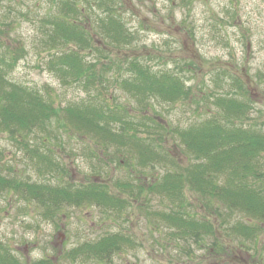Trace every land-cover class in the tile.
<instances>
[{
	"label": "trees",
	"instance_id": "16d2710c",
	"mask_svg": "<svg viewBox=\"0 0 264 264\" xmlns=\"http://www.w3.org/2000/svg\"><path fill=\"white\" fill-rule=\"evenodd\" d=\"M80 1L86 9L78 5V0H53L51 12L39 21L44 34L40 45L47 53L44 68L60 77L63 83L70 81L86 95H91V88L99 89H95L91 98L83 97L61 106L48 92L44 95L37 88L10 77L25 50L5 46L1 50L4 54H0V132L6 133L24 153L37 175L47 172L55 179L65 174L58 158L64 141L62 136L75 133L82 137L83 144L88 140L94 149L102 151L98 155L91 150V156L101 161L107 158L108 163L118 159L117 164L124 163L138 176H134L132 183L115 181L113 192L108 184L95 179L74 183L65 176L50 185L33 182L29 177L0 175V195L7 191L16 193L23 202L42 208L45 218L52 219L66 207H96L119 215L130 203L148 193L168 201L167 212L157 210L151 217L167 226L172 231L169 235L196 240L201 236L214 237L218 219L225 232L253 241L264 230V131L238 124L252 109L249 99H237L235 92H227L214 96L211 104L215 112L207 118L186 126L163 122L153 103L186 100L191 97L189 86L180 74L156 71L142 58L110 56L109 48H128L134 42V34L117 11L121 1ZM91 15L95 21L92 29L87 27ZM91 33L98 35L101 44L108 48L97 46ZM92 55L96 57L91 59ZM110 71L116 73L112 81L106 78ZM112 84L128 93L136 108L110 106L109 97H103L108 91L107 85ZM168 140L184 156L183 162L165 148ZM81 149L83 152L87 148ZM157 166L163 171L147 177L145 186L136 183H144L141 176H147L145 170ZM192 199L209 210L205 214L207 218L193 217L187 212ZM234 212L258 219L261 224L236 222L226 226ZM134 244L125 234L109 233L84 241L67 252V256L71 260L81 258L107 264L123 246ZM213 245L217 246L216 240ZM217 250L222 251V245ZM0 264L25 262L0 244ZM30 264L50 262L42 259Z\"/></svg>",
	"mask_w": 264,
	"mask_h": 264
},
{
	"label": "rangeland",
	"instance_id": "374dc122",
	"mask_svg": "<svg viewBox=\"0 0 264 264\" xmlns=\"http://www.w3.org/2000/svg\"><path fill=\"white\" fill-rule=\"evenodd\" d=\"M51 1L0 0V54L5 46L24 48L25 53L10 77L37 88L44 95L49 93L56 103L65 106L83 97H93L99 87L91 88V95H86L70 81L63 83L60 77L44 68L47 53L40 45L44 34L39 21L51 12ZM119 1L121 5L117 11L135 37L128 48H109L110 56L129 60L142 58L156 71L180 74L190 88L191 97L186 100L153 103L163 122L186 126L207 118L215 112L211 104L214 96L235 92L237 99L248 98L252 107L238 124L264 131V0ZM78 5L85 7L80 0ZM88 22L87 27L92 29L95 23L92 15ZM91 36L101 49L108 48L101 44L98 35L91 33ZM114 74L110 71L106 78L112 81ZM107 88L103 98L109 97L110 106L120 104L128 109L136 108L134 99L118 85H107ZM138 115L135 116L139 118ZM62 137L64 141L58 158L66 172L53 179L47 172L37 175L24 153L6 133L0 132V175H14L17 179L29 177L33 182L50 185L65 176L74 183L95 179L108 184L113 192L115 181L132 183L134 176H138L124 163L117 164V158L108 163L107 158L101 161L91 156V150L98 155L102 151L94 149V144L88 140L83 144L82 137L77 134ZM82 146L87 148L86 152H82ZM165 148L183 162L184 156L173 147L171 140ZM162 171L159 166L148 167L145 170L147 176L140 175L144 183H136L145 186L147 177ZM145 194L119 215L96 207H66L54 218L47 219L35 203L23 202L16 193L3 192L0 195V244L22 262L46 259L50 264H99L81 258L71 260L67 252L84 241L119 232L135 244L123 246L107 264H264V230H260L253 241L244 240L225 232L216 219L214 237L178 239L169 235L172 231L161 221L151 217L157 210L167 212L168 201ZM190 203L187 212L191 216L207 218V208L200 207L194 199ZM208 216L210 221L213 220L211 214ZM236 222L261 224L258 219L234 212L226 226ZM215 240L217 246L222 245V251L213 245Z\"/></svg>",
	"mask_w": 264,
	"mask_h": 264
},
{
	"label": "flooded vegetation",
	"instance_id": "af4514ba",
	"mask_svg": "<svg viewBox=\"0 0 264 264\" xmlns=\"http://www.w3.org/2000/svg\"><path fill=\"white\" fill-rule=\"evenodd\" d=\"M25 264H30V263L28 261H26Z\"/></svg>",
	"mask_w": 264,
	"mask_h": 264
}]
</instances>
